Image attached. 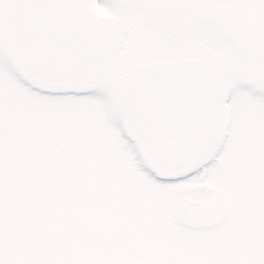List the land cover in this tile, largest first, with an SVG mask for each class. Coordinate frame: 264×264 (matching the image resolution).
Returning a JSON list of instances; mask_svg holds the SVG:
<instances>
[{"label": "rangeland", "instance_id": "374dc122", "mask_svg": "<svg viewBox=\"0 0 264 264\" xmlns=\"http://www.w3.org/2000/svg\"><path fill=\"white\" fill-rule=\"evenodd\" d=\"M7 1L0 0V11ZM223 1L96 0L91 6L93 15L119 45L105 82L91 90L74 85L34 88L6 61L0 44V108L13 103L42 118L60 113L70 119L74 114L75 121L89 130L94 145L99 143L112 152L113 166L125 168L140 192L139 199L143 198L147 211L156 215L149 219L143 217L144 212L117 214L116 223L110 212H69L73 217L69 223L81 234H70L64 248L73 250L78 244L82 248L79 261L71 262L221 264L217 251L203 240L222 239L225 226L234 216L223 213L225 197L234 195L239 170L259 163L264 149V43L252 37L249 21L240 15L244 11L228 8ZM251 2L260 4L264 0ZM191 58L208 64L219 83L229 89V98L222 107L220 133L194 174L178 181H155L146 163L120 135L118 87L140 65ZM240 179L237 182L241 187L236 191L243 197L245 186L241 183L243 177ZM61 212L58 219L46 220H55L61 228L66 213ZM38 222V217L33 219V223ZM90 228L93 243L91 232H87ZM93 228L97 229L94 233ZM27 229H21L22 240L29 242ZM6 249L2 254L9 255ZM18 249L14 247V252Z\"/></svg>", "mask_w": 264, "mask_h": 264}, {"label": "water", "instance_id": "95a60500", "mask_svg": "<svg viewBox=\"0 0 264 264\" xmlns=\"http://www.w3.org/2000/svg\"><path fill=\"white\" fill-rule=\"evenodd\" d=\"M32 3L36 4V14L45 12L47 6L52 10L60 5L65 15L42 13L37 20H48V30H27L22 28L23 21L35 24L36 14H32V6L29 8ZM3 15L6 27L20 28L14 40L22 55L29 54L35 45L47 48L31 66L24 65L34 81L84 88L105 82L118 45L107 39L102 27L90 19L87 0H14ZM228 95V88L219 85L200 60L141 66L119 88L117 112L121 132L156 179H183L198 169L214 144L220 108Z\"/></svg>", "mask_w": 264, "mask_h": 264}, {"label": "trees", "instance_id": "16d2710c", "mask_svg": "<svg viewBox=\"0 0 264 264\" xmlns=\"http://www.w3.org/2000/svg\"><path fill=\"white\" fill-rule=\"evenodd\" d=\"M12 104L0 108V256L20 240L17 229L57 226L61 211L66 219L80 211L110 212L117 220V214L133 211L149 219L156 216L139 199L125 168L113 166L112 152L94 145L74 114L70 119L60 113L35 117ZM262 153L259 163L239 170L243 197L236 191L240 177L233 184L234 195L225 197L223 213L234 216L222 239L203 240L217 251L221 264H264V149Z\"/></svg>", "mask_w": 264, "mask_h": 264}, {"label": "flooded vegetation", "instance_id": "af4514ba", "mask_svg": "<svg viewBox=\"0 0 264 264\" xmlns=\"http://www.w3.org/2000/svg\"><path fill=\"white\" fill-rule=\"evenodd\" d=\"M222 3L228 8H234L239 13L240 11H244L240 15L247 18L246 21H249V32L252 37L255 38V41L264 43V3L258 4L251 2V0H233L231 2ZM106 31L107 34L111 36V31L107 27ZM14 33L15 31H7L3 29V27H0V43L2 44L1 49L8 62L17 69L21 68L23 71L22 64L24 63V58L20 56L13 47L12 37ZM43 52L44 48L38 47L32 57ZM32 57L29 56L27 59ZM93 214L100 215L96 212ZM65 215L66 213L63 216L65 219H63L64 221L61 223V228L55 225L28 228L27 230L29 231V234H26L27 236L30 235L28 238L29 242L22 240L24 239V230L21 229L24 228L17 229L16 231H19L20 233L23 231L22 235L19 236L20 242L18 241L14 245L6 247V251H8L9 248V255L6 253L1 254L0 264H75V262L71 261L74 259L79 261L77 257H80L79 250H82L79 244L73 246V250H69L67 247L64 248V246L67 245L65 241L70 240V234L73 237H75L76 234L79 236L81 234V230H77V227L70 226V223L68 219H66ZM114 219L117 223V218L114 217ZM95 231H97L96 228L93 230V233ZM87 232H91V228L88 229ZM91 235L90 239H92L91 242L93 243L95 238L92 232ZM86 245L87 244H84L83 246ZM14 247L19 249L14 252Z\"/></svg>", "mask_w": 264, "mask_h": 264}, {"label": "bare ground", "instance_id": "6f19581e", "mask_svg": "<svg viewBox=\"0 0 264 264\" xmlns=\"http://www.w3.org/2000/svg\"><path fill=\"white\" fill-rule=\"evenodd\" d=\"M21 3L19 2V4H18V6L20 5ZM34 5H36V4H30L29 5V8L32 6V14H35L36 13V11H35V7H34ZM56 5V4H55ZM61 7L62 6H60V5H58V6H55L52 10H49V6H47V9L45 10V12H38L37 14H36V16H35V20H36V23H35V25H29V24H27L25 21H23V23H22V28H25V29H27V30H36V31H40V29H39V27L41 26V25H47V23H48V21L46 20H40V21H37V19H39L40 17H41V14L42 15H45V14H49V15H52V14H54V15H57V16H60V15H62L63 17H64V15H65V12H63L62 10H61ZM22 8H24V5L22 6ZM34 9V10H33ZM60 9V12L58 11ZM27 11V13H28V11H29V9L27 10H25V12ZM101 23V22H100ZM21 28V29H22ZM36 49V48H35Z\"/></svg>", "mask_w": 264, "mask_h": 264}]
</instances>
